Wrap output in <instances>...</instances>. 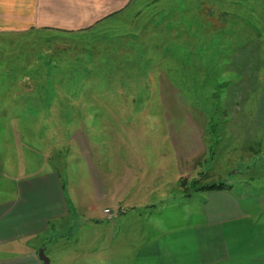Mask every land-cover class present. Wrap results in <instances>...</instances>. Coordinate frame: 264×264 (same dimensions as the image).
I'll use <instances>...</instances> for the list:
<instances>
[{"label":"rangeland","instance_id":"374dc122","mask_svg":"<svg viewBox=\"0 0 264 264\" xmlns=\"http://www.w3.org/2000/svg\"><path fill=\"white\" fill-rule=\"evenodd\" d=\"M260 162L264 0H140L81 32L0 29V187L59 174L71 215L42 238L51 264H129L117 222L146 213L104 218L119 172L161 174L146 182L156 207L256 182Z\"/></svg>","mask_w":264,"mask_h":264},{"label":"crops","instance_id":"0c3cea01","mask_svg":"<svg viewBox=\"0 0 264 264\" xmlns=\"http://www.w3.org/2000/svg\"><path fill=\"white\" fill-rule=\"evenodd\" d=\"M139 3L140 0H0V29L19 33L33 28L81 32L121 15L129 7L133 10ZM258 172L262 176L260 180L243 181L236 190L233 186L203 189L189 199L173 200L168 205L162 202L156 207H150L152 190L146 187V182L161 174L138 170L119 172L115 178L125 181L115 182L111 190L113 197L118 195L112 200L117 203V210L104 207L111 213L103 216L118 218L126 207L146 213L142 222L132 214L117 222L121 227L119 235L122 236L123 230L128 234L123 242L128 246L129 264H264V164L261 162ZM3 173L0 170V176ZM178 174L174 186L181 176ZM135 179L144 183L139 185ZM168 183L163 178L159 190ZM175 194L179 195L177 191ZM108 197L105 190L101 193L96 190L94 201ZM125 197L129 203L120 205ZM75 203L76 199L72 203L74 207ZM79 210L87 214V220H96L92 204ZM70 215L55 170L26 175L8 189L0 187V264H42L38 256V250L45 249L42 238L51 229L61 227ZM123 242L118 243L123 245ZM116 253L119 258L123 255L118 245Z\"/></svg>","mask_w":264,"mask_h":264},{"label":"trees","instance_id":"16d2710c","mask_svg":"<svg viewBox=\"0 0 264 264\" xmlns=\"http://www.w3.org/2000/svg\"><path fill=\"white\" fill-rule=\"evenodd\" d=\"M229 184H225L224 182L210 183L205 185H200L197 189H227L229 188Z\"/></svg>","mask_w":264,"mask_h":264},{"label":"water","instance_id":"95a60500","mask_svg":"<svg viewBox=\"0 0 264 264\" xmlns=\"http://www.w3.org/2000/svg\"><path fill=\"white\" fill-rule=\"evenodd\" d=\"M38 256H39L40 260L42 261V264H51L49 257L46 256V254L44 253V250L42 248H40L38 250Z\"/></svg>","mask_w":264,"mask_h":264}]
</instances>
